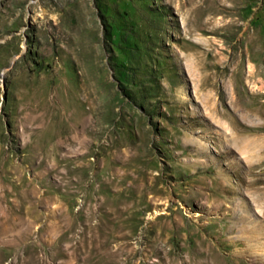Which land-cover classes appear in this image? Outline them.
Returning a JSON list of instances; mask_svg holds the SVG:
<instances>
[{
    "label": "rangeland",
    "instance_id": "rangeland-1",
    "mask_svg": "<svg viewBox=\"0 0 264 264\" xmlns=\"http://www.w3.org/2000/svg\"><path fill=\"white\" fill-rule=\"evenodd\" d=\"M0 264H264V0H0Z\"/></svg>",
    "mask_w": 264,
    "mask_h": 264
}]
</instances>
